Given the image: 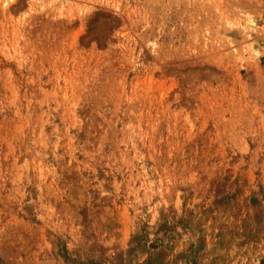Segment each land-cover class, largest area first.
<instances>
[{
	"label": "rangeland",
	"instance_id": "374dc122",
	"mask_svg": "<svg viewBox=\"0 0 264 264\" xmlns=\"http://www.w3.org/2000/svg\"><path fill=\"white\" fill-rule=\"evenodd\" d=\"M0 264H264V0H0Z\"/></svg>",
	"mask_w": 264,
	"mask_h": 264
},
{
	"label": "bare ground",
	"instance_id": "6f19581e",
	"mask_svg": "<svg viewBox=\"0 0 264 264\" xmlns=\"http://www.w3.org/2000/svg\"><path fill=\"white\" fill-rule=\"evenodd\" d=\"M7 11V10H6ZM6 13V12H5ZM8 13V12H7Z\"/></svg>",
	"mask_w": 264,
	"mask_h": 264
}]
</instances>
